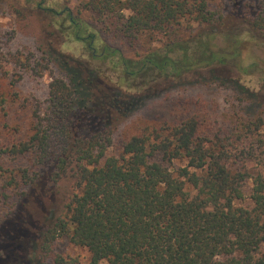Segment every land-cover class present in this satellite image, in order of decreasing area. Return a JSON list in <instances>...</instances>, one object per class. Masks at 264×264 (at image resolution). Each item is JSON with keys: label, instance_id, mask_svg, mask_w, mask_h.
<instances>
[{"label": "trees", "instance_id": "obj_1", "mask_svg": "<svg viewBox=\"0 0 264 264\" xmlns=\"http://www.w3.org/2000/svg\"><path fill=\"white\" fill-rule=\"evenodd\" d=\"M43 2H37L39 10L65 14L75 38L92 47L95 32L84 36L87 25L69 8L56 12ZM82 5L108 31L148 37L150 46L136 58L109 44L99 54L114 58L126 78L142 80L112 85L88 62L63 53L48 37L40 40V58L29 63L39 74L50 70L47 99L31 110L26 138L0 135L5 178L0 189L5 198L16 197L18 206L30 191L45 195L48 188L56 194L62 179L72 185L59 213L23 245L11 246L13 235H0V262L20 264L15 249L23 247L26 264L49 259L72 264L55 251L61 237L86 248L88 264H264V173L257 168L264 165L262 112L235 109L230 127L204 135L213 109L209 101L206 106L191 98L178 122L145 124L136 135L114 138L120 124L153 99L158 81L207 71L224 84L230 79L228 56L235 58L233 67L244 69L252 44H233L227 52L216 38L228 32L218 36L217 30L234 19L232 26L238 23L251 38L264 41V0H85ZM203 77L185 83L203 84ZM167 92L156 93L155 107L164 106ZM4 103L1 98L2 108ZM248 180L252 205L236 206L235 200L246 197Z\"/></svg>", "mask_w": 264, "mask_h": 264}, {"label": "rangeland", "instance_id": "obj_2", "mask_svg": "<svg viewBox=\"0 0 264 264\" xmlns=\"http://www.w3.org/2000/svg\"><path fill=\"white\" fill-rule=\"evenodd\" d=\"M39 1L0 0L3 5L0 9V99L5 101L4 107L0 106V135L6 136L10 140L20 141L32 132L30 131L31 110L36 107L37 102L45 103L47 99L48 87L52 79L50 70H44L39 74L36 72L38 67L35 66V63H29V60L34 62L40 58L38 48L41 39L48 37L47 41L54 42L60 51L88 62L92 67L99 69L101 78L119 87L137 84L142 79L126 78L121 69L115 66L116 60L112 57L100 59L99 54L103 44L117 47L126 57L130 58H136L137 54L150 46L149 39L145 34L128 37L117 33V31L104 29L96 23L94 15L83 8L82 3L85 0H44L42 6L51 7L56 12H61L65 7L69 8L77 20L87 25L84 36H87L88 32H95V41L89 48L85 40L75 38L74 26L65 17V14L53 17L49 12L37 8L36 4ZM16 9L19 12H16ZM23 11L27 12L26 17L20 15ZM232 22H236V20L232 19L231 22L217 30V35L226 32L228 35L216 38V43L226 46L227 52L230 51L233 44H236L237 47L239 43L240 45L246 42L252 44L249 47L248 55H246L244 69L233 67L235 58L228 56L226 61L230 69L227 76L230 79L224 84L217 81L213 74L207 71L198 75L193 73L192 76H185L182 80L175 78L171 81L172 84L164 80L158 81L159 84L154 86L158 90L152 92L150 96L154 99L157 94L168 91L169 98L166 99L164 106L162 108L155 107L156 100L150 99L142 111L120 124L117 131L114 132L115 140L117 135L138 134L140 127L145 124H156L164 122L163 120L178 122L179 119L181 120L180 114L185 100L191 98L193 101L203 100L206 106L210 102L209 106L213 109L210 118L216 121L208 120L206 122L207 128L202 131L204 135L212 136L221 126H224L225 129L230 127V121L233 119L232 112L235 109H243L246 113L254 112V115L262 112L264 117V41L251 38V35L244 33L243 26L238 23L232 26ZM53 32L57 33L56 38L49 37V34H53ZM231 35L236 36L235 42L230 39L233 38ZM152 46L156 47L158 44L154 43ZM253 61L255 64L249 66ZM42 64H45V61ZM201 75L204 76L203 84L185 83L190 80L195 82L202 77ZM195 110H198V105L195 106ZM170 111L173 112L170 113ZM203 116L209 119L207 114ZM18 164L22 165L24 162L19 161ZM257 168L264 173V165H258ZM4 180V176L0 175V187L3 186ZM71 182L62 179L56 194L49 193L48 188H46L47 194L45 195L43 192L31 194L30 191L29 197L24 202H20L18 206H15L16 197L7 199L0 189V235H13L11 246L16 243L23 245L22 240L30 239V235L36 234L41 230V227L49 223L51 217L59 213L63 198L66 192L68 193L71 189ZM250 186L251 180H248L247 186L244 188L246 197L243 200H235L236 206L251 207L252 203L248 198ZM45 212L48 213L44 214ZM8 244L2 243V245ZM54 246L55 251L65 261L73 262L72 264H88L89 262V252L82 246L74 245L61 237L56 239ZM15 250L20 264L21 262L26 264L27 249L22 247ZM0 264L4 263L0 262ZM46 264L56 263L49 259ZM100 264H107V262L103 260Z\"/></svg>", "mask_w": 264, "mask_h": 264}, {"label": "flooded vegetation", "instance_id": "obj_3", "mask_svg": "<svg viewBox=\"0 0 264 264\" xmlns=\"http://www.w3.org/2000/svg\"><path fill=\"white\" fill-rule=\"evenodd\" d=\"M94 51V50H93Z\"/></svg>", "mask_w": 264, "mask_h": 264}]
</instances>
